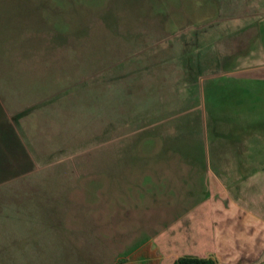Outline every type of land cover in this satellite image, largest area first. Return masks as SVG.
<instances>
[{
	"label": "rangeland",
	"instance_id": "1",
	"mask_svg": "<svg viewBox=\"0 0 264 264\" xmlns=\"http://www.w3.org/2000/svg\"><path fill=\"white\" fill-rule=\"evenodd\" d=\"M215 1L0 0V264H112L187 213L168 264L209 254L264 168V69L179 80Z\"/></svg>",
	"mask_w": 264,
	"mask_h": 264
},
{
	"label": "crops",
	"instance_id": "2",
	"mask_svg": "<svg viewBox=\"0 0 264 264\" xmlns=\"http://www.w3.org/2000/svg\"><path fill=\"white\" fill-rule=\"evenodd\" d=\"M215 3L217 16L223 17L216 16L200 27L195 36H184L175 43L181 46L186 58L179 79L183 86L191 85L192 77L196 76H222L264 69V0H242L239 4L237 0L229 3L216 0ZM201 12L208 11L203 9ZM220 25L221 29L218 28ZM247 173V197H232L230 209H225L222 199L214 209L210 208L212 214L211 211L209 214L215 217V228L203 239L205 244L210 242V252L201 258L214 257L218 264H264V168H248ZM187 216L188 213L162 235L158 234L157 243L153 245H134L128 235L120 236L116 242L123 246L125 254L118 256L112 264L118 261L168 264L177 240L174 227ZM228 218H231L230 227Z\"/></svg>",
	"mask_w": 264,
	"mask_h": 264
},
{
	"label": "trees",
	"instance_id": "3",
	"mask_svg": "<svg viewBox=\"0 0 264 264\" xmlns=\"http://www.w3.org/2000/svg\"><path fill=\"white\" fill-rule=\"evenodd\" d=\"M109 23H111V21ZM11 131L13 130L11 129ZM244 131V128H233L232 133H242ZM114 264H124V262L118 261ZM173 264H218V261L214 257L201 258L196 256H182L178 258Z\"/></svg>",
	"mask_w": 264,
	"mask_h": 264
}]
</instances>
